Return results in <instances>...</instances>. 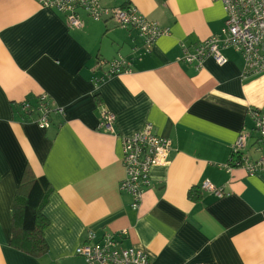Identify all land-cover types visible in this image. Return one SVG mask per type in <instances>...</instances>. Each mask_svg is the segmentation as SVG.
<instances>
[{"label":"crops","instance_id":"obj_1","mask_svg":"<svg viewBox=\"0 0 264 264\" xmlns=\"http://www.w3.org/2000/svg\"><path fill=\"white\" fill-rule=\"evenodd\" d=\"M107 8L135 7L168 34L149 53L133 29L80 12L69 28L63 14L38 0H0V264H83L75 250L88 233L139 248L151 264H264V172L227 170L231 147L251 132L250 109L264 111V73L242 79L243 59L221 51L222 66L179 63L189 50L219 36L225 14L215 0H99ZM118 56L129 72L96 82L98 60ZM62 115L41 129L38 97ZM27 102L33 112L21 108ZM114 115V133L100 113ZM153 125L172 142L164 166L151 169L138 210L120 191L123 138ZM251 132L245 155L264 157ZM50 186L40 207L47 252L39 258L10 244L13 205L24 179ZM209 182L223 196L201 189Z\"/></svg>","mask_w":264,"mask_h":264},{"label":"built area","instance_id":"obj_2","mask_svg":"<svg viewBox=\"0 0 264 264\" xmlns=\"http://www.w3.org/2000/svg\"><path fill=\"white\" fill-rule=\"evenodd\" d=\"M221 3L225 14L223 27L219 36H210L199 42L193 50L181 45L182 54L176 59L179 63L192 66L196 71L202 68L206 58H211L222 66L227 61L221 51L232 48L240 53L243 59L242 79L264 73V0H215ZM40 6L53 9L65 17L69 28L79 29L83 26L80 12L85 13L95 21L109 19L123 29H133L142 39L144 53H149L154 42L168 34V29H162L148 21L133 6L125 8H107L99 0H38ZM97 66L104 72L96 82L129 72L130 62L121 56L106 61L98 60ZM25 111L33 112L30 104H20ZM38 120L41 129L50 127L52 114L62 115V109L56 108L46 94L38 97ZM252 131L256 133L254 145L256 150L264 145V111L258 108L250 109ZM115 117L108 111L100 113V129L106 133H114ZM251 131V132H252ZM251 132L242 131L231 147V158L227 170L241 168L248 176L264 172V157L251 161L245 155ZM124 178L120 182V191L130 197V207L138 210L145 189L150 185L149 173L152 168L164 166L172 152V142L160 137L154 131L153 125L145 126L130 137L123 138ZM231 168V169H230ZM201 189L211 192L216 197H222L223 189L209 182H204ZM83 264H151L150 256L139 248H123L112 236H104L96 240L88 233L81 245L75 250Z\"/></svg>","mask_w":264,"mask_h":264},{"label":"trees","instance_id":"obj_3","mask_svg":"<svg viewBox=\"0 0 264 264\" xmlns=\"http://www.w3.org/2000/svg\"><path fill=\"white\" fill-rule=\"evenodd\" d=\"M23 181L14 199L10 244L16 250L39 258L47 252L43 239L47 221L41 214L40 207L46 203L50 186L43 177Z\"/></svg>","mask_w":264,"mask_h":264}]
</instances>
